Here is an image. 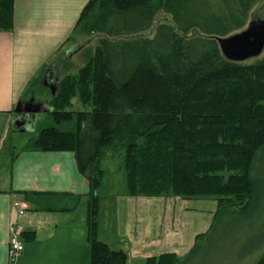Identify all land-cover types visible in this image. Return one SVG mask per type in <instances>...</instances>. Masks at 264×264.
Instances as JSON below:
<instances>
[{
  "label": "trees",
  "instance_id": "trees-1",
  "mask_svg": "<svg viewBox=\"0 0 264 264\" xmlns=\"http://www.w3.org/2000/svg\"><path fill=\"white\" fill-rule=\"evenodd\" d=\"M260 1L89 0L83 9L55 55L79 34L105 38L76 76L58 83L51 103L57 125H76L41 130L35 148L76 154L89 183L90 264L129 263L126 253L99 240L104 150H125L130 196L214 198L216 227L225 219L240 221L253 208L263 189L254 173L264 155V58L251 65L229 61L218 39L242 31ZM14 6L15 0H0V32L14 29ZM160 11L173 26L159 25L152 38L124 39L150 31ZM191 32L197 35L187 37ZM76 95L92 111H68ZM24 196L48 212H71L80 201ZM146 264L183 263L172 254Z\"/></svg>",
  "mask_w": 264,
  "mask_h": 264
},
{
  "label": "crops",
  "instance_id": "crops-1",
  "mask_svg": "<svg viewBox=\"0 0 264 264\" xmlns=\"http://www.w3.org/2000/svg\"><path fill=\"white\" fill-rule=\"evenodd\" d=\"M88 2L15 0L14 29L0 32V264H90L89 183L79 171L75 152H41L34 140L9 157L12 145H7L12 135L30 133L37 115L27 120L23 113L16 114L17 106L25 103L28 87L72 35ZM24 194L80 196V201L71 212L38 211ZM100 201L99 240L126 253L129 263L186 253L193 246L196 226L207 225L205 217L211 215L185 209L188 203L174 197H134L127 189L106 200L100 193ZM15 234L25 249L11 261L9 243Z\"/></svg>",
  "mask_w": 264,
  "mask_h": 264
},
{
  "label": "rangeland",
  "instance_id": "rangeland-1",
  "mask_svg": "<svg viewBox=\"0 0 264 264\" xmlns=\"http://www.w3.org/2000/svg\"><path fill=\"white\" fill-rule=\"evenodd\" d=\"M264 23V0H261L254 8L248 25L240 32L249 29L252 25ZM168 24L173 26L171 18L163 12H159L156 16L154 27L143 34L136 35L134 38H152L155 30L159 25ZM238 32V33H240ZM236 33V34H238ZM197 35V32H191L187 37ZM235 35V34H234ZM105 38L103 35L97 34H79L75 40L65 45L61 52L55 55L49 62L45 64L37 83L28 87L25 97H34L35 100L45 106L41 108L36 120L31 124L30 133L27 135H12L7 145H12V150L8 153L12 157L14 152H18L27 144H33L37 134L42 129L57 128L62 131H69L75 127V123L57 125L51 115L53 111L52 99L53 93L49 87L44 86V78L53 73L55 78L59 79V83L67 76H76L81 68H83L89 56L94 55L99 45L100 39ZM264 58V50L262 54L255 58H250L241 62L243 65H251L257 60ZM58 86V85H57ZM59 90L56 91V94ZM55 94V95H56ZM24 97V98H25ZM71 107L68 111L90 112L92 107L84 105L79 95L71 98ZM50 112V113H48ZM264 156V155H263ZM262 154L256 164L254 177L264 189V158ZM101 167L105 172L101 188V197L108 198L115 193H122L127 189L126 185V167H125V150L123 148L104 150ZM227 178L228 173H223ZM260 190L253 208L246 213L240 221L225 219L223 223L216 227L214 223L215 214L218 211L217 201L214 198H198L194 200L181 201L188 203L189 206L196 210L211 211L209 217H205L206 221L203 225L196 226V237L193 246L184 254L175 255L183 264H257L264 255V190ZM200 220V219H199ZM201 221V220H200ZM199 227V228H198ZM184 231V229H183ZM192 233L190 231V237ZM205 236L203 239H201ZM198 247H202L197 250ZM197 252L195 253V251ZM186 259V262H185ZM128 264H144V263H128Z\"/></svg>",
  "mask_w": 264,
  "mask_h": 264
},
{
  "label": "water",
  "instance_id": "water-1",
  "mask_svg": "<svg viewBox=\"0 0 264 264\" xmlns=\"http://www.w3.org/2000/svg\"><path fill=\"white\" fill-rule=\"evenodd\" d=\"M222 54L229 60L235 63L244 62L247 59L258 57L264 50V23L252 25L249 29L232 35L228 38L218 39ZM52 93L55 96L58 90L57 84L51 87ZM24 103H19L16 109V114H22ZM39 105L31 111L34 115L40 113ZM29 113V112H28ZM17 127L22 125L17 122Z\"/></svg>",
  "mask_w": 264,
  "mask_h": 264
},
{
  "label": "flooded vegetation",
  "instance_id": "flooded-vegetation-1",
  "mask_svg": "<svg viewBox=\"0 0 264 264\" xmlns=\"http://www.w3.org/2000/svg\"><path fill=\"white\" fill-rule=\"evenodd\" d=\"M58 83H59V79L55 78L53 73H49V75L44 78V86L49 87L50 89L54 85H56V84L58 85ZM32 100L34 101L35 98L34 97L27 98V100H25V103L22 107V110L24 111L22 115H24L25 119L28 118L27 120L34 118V114L31 111H33L37 105ZM42 107H44V106L39 105L40 109Z\"/></svg>",
  "mask_w": 264,
  "mask_h": 264
},
{
  "label": "built area",
  "instance_id": "built-area-1",
  "mask_svg": "<svg viewBox=\"0 0 264 264\" xmlns=\"http://www.w3.org/2000/svg\"><path fill=\"white\" fill-rule=\"evenodd\" d=\"M24 249L25 244L22 239L17 234L12 235L9 243V257L11 261L16 260L24 252Z\"/></svg>",
  "mask_w": 264,
  "mask_h": 264
}]
</instances>
